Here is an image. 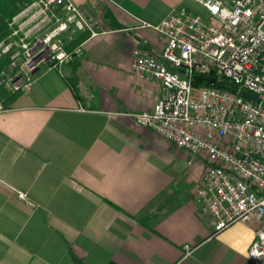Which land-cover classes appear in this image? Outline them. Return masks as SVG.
<instances>
[{"label": "crops", "instance_id": "obj_1", "mask_svg": "<svg viewBox=\"0 0 264 264\" xmlns=\"http://www.w3.org/2000/svg\"><path fill=\"white\" fill-rule=\"evenodd\" d=\"M71 1L97 33L81 47V99L66 71L45 68L0 111V264H248L257 224L214 234L196 202L205 160L130 117L161 96L131 73L135 49L163 45L143 25L205 11L190 0Z\"/></svg>", "mask_w": 264, "mask_h": 264}, {"label": "built area", "instance_id": "obj_2", "mask_svg": "<svg viewBox=\"0 0 264 264\" xmlns=\"http://www.w3.org/2000/svg\"><path fill=\"white\" fill-rule=\"evenodd\" d=\"M190 1L201 6L205 18L181 8L157 26L143 25L163 45L159 53L135 49L131 73L157 84L161 96L150 112L130 117L175 149L205 160L196 202L210 217L214 234L235 223L255 222L248 264H264V0ZM33 5L41 27L54 29L29 50L23 46L26 72L11 83L19 93L30 91L42 65L61 72L67 55L59 37L68 29L97 35L95 23L71 0H35ZM74 55L80 56L81 48ZM196 75L215 83L196 89L191 82ZM217 82L239 91L213 87ZM18 198L29 205L24 194ZM183 250L190 253L189 246Z\"/></svg>", "mask_w": 264, "mask_h": 264}, {"label": "rangeland", "instance_id": "obj_3", "mask_svg": "<svg viewBox=\"0 0 264 264\" xmlns=\"http://www.w3.org/2000/svg\"><path fill=\"white\" fill-rule=\"evenodd\" d=\"M34 2L35 0H33L28 6H26L21 11V13L17 15V17L12 19V22L9 24V35L7 36V38L0 42V58H2L3 56H9L10 59V64L7 66V68L0 72V87H3L7 92L10 93H19L11 89V83L19 78H22V75L26 72L25 52L32 47L34 41L43 40L54 29L53 27H41L42 23L39 16L36 15V11L38 9H35L36 7H34L33 5ZM15 32L16 34L14 35ZM81 32H87L90 35L88 31H76L71 28L63 33L61 37H59V39L63 43L62 45L64 52L67 55V59L62 62L59 68L60 71L64 72L65 68L74 59L80 58L81 55H74V51L78 48H81L82 44L72 51H67L66 47L73 36L78 35ZM23 46H26L27 50L23 49ZM74 56L77 58H75ZM45 68L46 66L44 65L40 67V69ZM7 84L10 85V88L7 87ZM0 107L1 109H3L1 105ZM232 229L230 232L234 231L236 234H243L245 232L242 227H235Z\"/></svg>", "mask_w": 264, "mask_h": 264}, {"label": "trees", "instance_id": "obj_4", "mask_svg": "<svg viewBox=\"0 0 264 264\" xmlns=\"http://www.w3.org/2000/svg\"><path fill=\"white\" fill-rule=\"evenodd\" d=\"M33 0H0V42L3 41L9 35V24L12 19L21 13V11L28 6ZM89 37L87 32H81L78 35L73 36V38L68 42L66 50L72 51L75 48L83 44ZM75 57V56H74ZM77 58V57H75ZM9 56H3L0 58V72L5 70L10 64ZM79 58L74 59L66 68V74H64V81L68 86V89L72 95L80 100V94L78 89V69ZM191 82L194 88L198 89L201 87H208L207 84L203 82V77L193 76ZM213 87L227 90L226 87H219L214 85ZM21 93H10L7 92L3 87H0V105L3 109H9L12 107L16 99Z\"/></svg>", "mask_w": 264, "mask_h": 264}, {"label": "water", "instance_id": "obj_5", "mask_svg": "<svg viewBox=\"0 0 264 264\" xmlns=\"http://www.w3.org/2000/svg\"><path fill=\"white\" fill-rule=\"evenodd\" d=\"M183 75H186V72H182ZM204 82L208 85H213L215 83V80L212 79V78H206L204 79ZM217 86L219 87H226L228 88V90H230L231 92L233 93H238L239 89L237 86L233 85V84H230V83H225V82H217L216 83ZM240 94L245 97L246 99H249L251 101H253L254 103L256 104H259L260 103V100L253 96V95H250L244 91L240 92ZM74 264H83L80 260H78L77 258H75L74 256H71Z\"/></svg>", "mask_w": 264, "mask_h": 264}]
</instances>
